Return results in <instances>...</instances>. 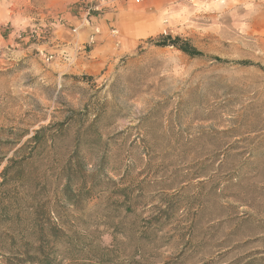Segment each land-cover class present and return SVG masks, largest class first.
Instances as JSON below:
<instances>
[{"label": "rangeland", "instance_id": "374dc122", "mask_svg": "<svg viewBox=\"0 0 264 264\" xmlns=\"http://www.w3.org/2000/svg\"><path fill=\"white\" fill-rule=\"evenodd\" d=\"M125 1L0 0L1 198L53 264H264V0Z\"/></svg>", "mask_w": 264, "mask_h": 264}, {"label": "trees", "instance_id": "16d2710c", "mask_svg": "<svg viewBox=\"0 0 264 264\" xmlns=\"http://www.w3.org/2000/svg\"><path fill=\"white\" fill-rule=\"evenodd\" d=\"M156 44L162 48L175 47L191 57L203 56L202 52L179 37L162 36ZM216 60L222 62L219 58H216ZM241 64L250 65L249 62H242ZM83 79L89 80V77H83ZM43 131H38L30 143L38 145L42 140H40V134ZM28 159L30 157H23L17 165L24 163ZM16 162L12 160V165ZM12 165L5 168L1 174L3 181L0 183V217L9 223V226H14L15 221L19 223L21 212L28 211L31 216L28 215V218L23 221L24 226L22 229L20 227L18 230L9 228L0 233V264H53L52 254L54 249L57 248V244H65L67 242L71 244V238L57 224H53L51 221L48 225L44 224L34 205L26 201L20 203L18 199L5 201L1 198V189L8 183L7 174ZM67 180V188H69L70 177ZM15 207L18 209V213H14ZM30 210H33V213ZM46 218L47 214L44 213V219Z\"/></svg>", "mask_w": 264, "mask_h": 264}, {"label": "built area", "instance_id": "2783aa9c", "mask_svg": "<svg viewBox=\"0 0 264 264\" xmlns=\"http://www.w3.org/2000/svg\"><path fill=\"white\" fill-rule=\"evenodd\" d=\"M96 5L94 7H91L89 8L87 11H86V14H85V18H84V22L89 25L90 24V21L92 20V16L91 14H97L99 12L102 11L103 8H110L113 3L115 2V0H96ZM137 3L140 2V0H136ZM37 35V31H33L31 36H35Z\"/></svg>", "mask_w": 264, "mask_h": 264}, {"label": "crops", "instance_id": "0c3cea01", "mask_svg": "<svg viewBox=\"0 0 264 264\" xmlns=\"http://www.w3.org/2000/svg\"><path fill=\"white\" fill-rule=\"evenodd\" d=\"M126 1L125 0H115V2L113 3V5L111 6V8H110V11H108V12H112V11H114L115 9H116V7L118 8V9H120V7H123L124 5H126ZM115 7V8H114ZM42 9V8H41ZM44 17V15L43 14H40V17L39 18H41L40 19V21H43V18ZM47 19H51V17H49V15H48V17H46ZM67 18L70 20V21H74V18H73V16L71 15V14H68L67 15ZM95 19H97V21H98V19L99 18H95ZM52 20H53V23L54 22H56V19L55 18H53L52 17ZM93 28H95V26H93ZM87 31L88 30H83V35L84 34H87Z\"/></svg>", "mask_w": 264, "mask_h": 264}]
</instances>
